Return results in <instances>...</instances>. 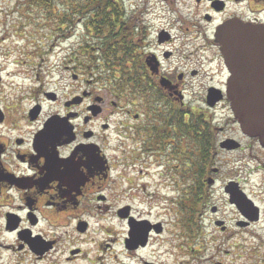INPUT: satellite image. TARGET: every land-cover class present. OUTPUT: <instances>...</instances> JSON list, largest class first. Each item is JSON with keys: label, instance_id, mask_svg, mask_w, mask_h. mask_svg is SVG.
I'll return each mask as SVG.
<instances>
[{"label": "flooded vegetation", "instance_id": "obj_1", "mask_svg": "<svg viewBox=\"0 0 264 264\" xmlns=\"http://www.w3.org/2000/svg\"><path fill=\"white\" fill-rule=\"evenodd\" d=\"M176 2L108 7L113 41L79 14L87 34L60 53L0 32V264H264V147L216 37L264 25V0Z\"/></svg>", "mask_w": 264, "mask_h": 264}, {"label": "water", "instance_id": "obj_2", "mask_svg": "<svg viewBox=\"0 0 264 264\" xmlns=\"http://www.w3.org/2000/svg\"><path fill=\"white\" fill-rule=\"evenodd\" d=\"M217 41L231 74L227 97L241 130L264 147V25L230 20Z\"/></svg>", "mask_w": 264, "mask_h": 264}, {"label": "rangeland", "instance_id": "obj_3", "mask_svg": "<svg viewBox=\"0 0 264 264\" xmlns=\"http://www.w3.org/2000/svg\"><path fill=\"white\" fill-rule=\"evenodd\" d=\"M177 0H117L119 4L123 6V10L127 13H130L131 11L135 10L136 7H144L143 9H147L149 13L147 15H150V12L155 13L156 10H158L160 7L163 6H178L180 8L185 7V4L176 2ZM48 2H51L52 4H55V14L53 15L52 22L49 23L48 19L45 18V14L48 13L46 10H42L41 8H29L24 9L20 8L21 5H28L27 0H0V32L3 31L6 27L9 31V35H15L13 34V31L15 30L14 26L16 24L22 23L19 25V29L16 30L17 33H22L24 35L34 36V37H50V41L45 42L43 45L44 48H47L52 44L50 47H52V51L55 53H60L63 50H66L69 46L77 48L78 44H75L74 42H77L78 38L82 36L84 38V32L86 33V29H84L81 25H78V19L75 17L73 19L72 24L64 25L65 23L62 22L63 18L68 13L71 15V12L73 10L71 9L69 12L67 9L66 4H77V2H84L81 0H48ZM170 2H173L170 4ZM32 4H40L39 0H32ZM49 4V3H48ZM17 9V12L14 11ZM141 9V8H138ZM75 13V10H74ZM28 17H31L30 23H28ZM16 23V24H15ZM25 27V28H24ZM71 34V35H70ZM87 34V33H86ZM1 35V33H0ZM80 35V36H79ZM86 37V36H85ZM88 42H91L88 40ZM189 49L185 47L184 54H189ZM198 59V58H197ZM194 63L196 66L198 65V61L195 60V58H192L189 61V65L193 66ZM174 171V170H171ZM173 174V172H171ZM171 193V191H168ZM185 207V205H184ZM180 209V206H177L174 203H168L167 205L161 204L160 210L161 212H167V222H168V233H175L173 228L175 226L174 224V213L178 212ZM183 209V207H182ZM186 243V241L184 240ZM191 243V242H189ZM188 258L187 255L184 256V259L186 260Z\"/></svg>", "mask_w": 264, "mask_h": 264}, {"label": "trees", "instance_id": "obj_4", "mask_svg": "<svg viewBox=\"0 0 264 264\" xmlns=\"http://www.w3.org/2000/svg\"><path fill=\"white\" fill-rule=\"evenodd\" d=\"M39 2L40 4L44 5H47L48 3L51 4V2H48V0H39ZM116 4H119L116 0H84V2H77V4L67 5L69 8L68 12L71 9L73 10V12H71L72 19H74V16L76 17L79 14H86V21L88 22L89 29L101 35L103 34V31H110L108 34L112 36L111 41H113L115 36L112 32L114 27V19L109 15L111 11L106 9Z\"/></svg>", "mask_w": 264, "mask_h": 264}]
</instances>
